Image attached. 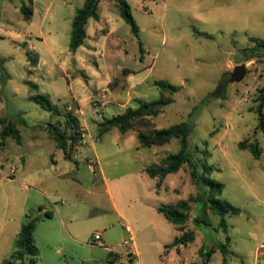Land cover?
Here are the masks:
<instances>
[{"label":"rangeland","instance_id":"374dc122","mask_svg":"<svg viewBox=\"0 0 264 264\" xmlns=\"http://www.w3.org/2000/svg\"><path fill=\"white\" fill-rule=\"evenodd\" d=\"M125 1L139 26V38L121 17L118 0H102L100 19L89 21L86 42L74 53L72 22L84 0H0V58L5 60L0 118L14 121L22 136L21 144L13 138L3 140L0 127V264L14 252L28 214L39 218L36 264H104L111 253L116 255L115 264H136L131 248L124 245L129 238L127 226L140 251V264H203L205 258L198 249L202 236L207 245L225 244L227 237L232 240L229 252L219 251L213 264H225V260L258 264V259L264 264V152L256 159L239 148L240 142L250 141L258 142L264 151L256 112L258 90L264 86V49L255 47L256 40L264 41V0ZM25 5L33 9L31 20L21 11ZM30 56L38 57L37 66L31 65ZM240 65L247 67L246 77L232 82L231 74ZM144 77L148 80L140 90ZM158 80L179 90L154 124L168 128L191 123L192 154L213 168L214 181L224 184L221 199L242 209L240 215L226 216L227 233L216 214H210L211 226L196 223L204 190L193 183L187 165L168 176L157 187L163 193L150 199L145 196L156 182L149 179V187L144 180L132 179L130 171L179 151L177 139L152 148L158 152L157 160L155 155L143 158L142 152L135 151L139 141L133 131L121 134L112 129L99 135L104 118L125 111L120 104L131 101L135 108L138 99H159ZM32 84L79 120L86 138L81 135L74 161L63 159L48 132L51 124L63 126L65 118L33 101ZM103 89L107 99L95 102ZM52 159L59 160L62 171L78 166L80 182L46 180ZM95 160L99 166L93 174L87 164ZM131 184L137 191L133 197L125 191ZM106 188L116 191L111 193L125 215L123 220L113 214ZM191 198L186 224L200 239L181 252L174 250L172 225L166 233L142 228L138 216L149 212L139 214L142 204L173 205ZM41 206L54 217L45 218ZM58 210L75 236L63 226ZM154 214L165 220L162 214ZM97 233L102 239L93 243ZM150 239L155 245L149 244ZM126 252L128 258L120 260Z\"/></svg>","mask_w":264,"mask_h":264},{"label":"trees","instance_id":"16d2710c","mask_svg":"<svg viewBox=\"0 0 264 264\" xmlns=\"http://www.w3.org/2000/svg\"><path fill=\"white\" fill-rule=\"evenodd\" d=\"M101 1L84 0L83 7L76 10L70 38V49L72 52L75 53L85 44L87 39L86 27L89 20L100 19L99 6ZM118 6L121 17L131 26L132 33L139 38V26L132 14L131 6L125 0H118ZM21 11L26 20L32 19L33 9L30 6H23ZM139 44L140 50L143 52L142 42L140 41ZM255 47L264 49V41L256 40ZM30 62L32 66H37L39 59L37 56H30ZM4 64L5 60L0 58V76ZM155 86L160 91L159 99L149 102L139 101L138 106L135 108L129 107L123 113L111 118H104L99 125V135L102 136L112 129H117L121 134L133 131L137 135L141 148L163 146L177 139L180 145L179 151L170 153L159 163L149 166L147 168L148 175L152 179H159L157 185L159 188L167 176L179 173L187 165L193 183L204 190L199 198L204 204L195 218L196 223L211 226L210 214H216L221 217L220 228L227 233L228 225L226 216L240 215L242 209L221 199L224 192V184L214 181L211 178L213 168L197 160L192 154L190 150V136L193 132V125L191 123L183 122L168 128L156 127L153 120L164 113L166 107L171 104L172 98L179 90V87L165 80L156 81ZM32 90L35 92L32 96L33 101L39 104L42 109L53 115L63 116L65 118L63 126L51 124L48 132L58 149L63 151L65 159L72 161L73 152L76 151L78 146L77 143L81 141L82 133L79 120L71 112H65L62 108L55 105L48 96L39 93L38 85L32 84ZM257 101L259 103L256 110L258 113L257 130L264 136V86L258 90ZM0 127H2L1 137L3 140L13 138L17 143L21 144V132L14 121L4 117L0 118ZM239 148L250 151L256 159H259L264 152L258 142L242 141L239 143ZM191 202H193L192 198L189 200H180L175 205H162L158 209L171 224L177 226L178 230L182 232V235L175 239V246H188L196 240L195 232L186 229V223L191 216ZM45 217L51 218L52 214L46 212ZM26 218V223L22 225L18 233L14 252L2 264L37 263L40 250L36 244L35 232L39 218H34L30 214ZM230 242L231 238L227 237L225 244H216L207 253L203 254L202 252L205 263L209 261L212 254L217 250L228 253L229 250L227 248L230 246ZM116 262V255L111 253L110 258L104 264H115Z\"/></svg>","mask_w":264,"mask_h":264},{"label":"crops","instance_id":"0c3cea01","mask_svg":"<svg viewBox=\"0 0 264 264\" xmlns=\"http://www.w3.org/2000/svg\"><path fill=\"white\" fill-rule=\"evenodd\" d=\"M101 3H102V1H101ZM100 3V4H101ZM100 7V6H99ZM100 16V15H99ZM90 21V20H89ZM89 23V22H88ZM147 77H144V78H142L141 79V81H140V85H138V87L140 88V90L142 89H144L145 87L143 86L146 82H147ZM129 97H131V93L129 94ZM138 100H140V101H143V100H141V99H138ZM131 102V101H130ZM129 101H127L125 104H118L123 110H126L127 108H129V107H132V106H130L131 104H129L130 103ZM129 104V105H128ZM132 108H134V107H132ZM124 112V111H123ZM122 112V113H123ZM101 123V122H100ZM99 123V124H100ZM55 147H57V145H56V143H55ZM58 148V147H57ZM153 148V147H152ZM152 148H141V146H140V143H139V145H137L136 146V148H135V151L136 152H142V157L143 158H150V155H155L156 157H157V160H158V152L157 151H155V150H152ZM62 153H63V151H62ZM63 155V159H65V156H64V153L62 154ZM75 155V154H74ZM74 155H73V159H72V161H74ZM168 155V154H167ZM167 155H165V156H167ZM162 159V158H161ZM161 159H159L158 161H155L156 163H159L160 162V160ZM66 160V159H65ZM52 163H53V166L51 167V170H50V173L48 174L49 176H47V178H46V180H52V181H55V182H58L59 180H63V179H66V178H71V179H73V180H75V181H79L80 182V177H79V174H78V171H79V167L77 166V170H70V169H68V170H64V171H62L63 170V168L60 166V163H59V160H56V159H52V161H51ZM156 163H154V164H156ZM78 165V164H77ZM149 166H151L150 164H145L144 166H142L139 170H137V169H135L134 171H130L131 173H130V175H131V177H132V179L133 180H138L139 182H142L143 180L146 182V183H148V185H149V187H151V184H150V180L149 179H151V181H155L156 182V186H155V188H153V189H150V191L147 193V195L145 196V199H150V195H152V194H154L155 196H159V195H161L163 192H161L162 190H160V189H158L157 188V185H158V183H159V179L158 178H156V179H152L149 175H148V173H147V168L149 167ZM87 169L89 170V168H88V166H87ZM90 171V170H89ZM22 174H24V172L22 173ZM174 175V174H173ZM170 176V175H169ZM168 177V176H167ZM166 177V178H167ZM34 178H36L37 179V177H34ZM165 178V179H166ZM165 179H164V181H165ZM108 180V179H107ZM164 181L162 182V184L164 183ZM37 183H39V182H37ZM96 183V182H95ZM98 183V182H97ZM96 183V185H98ZM26 186V188L27 189H30V187H28L27 185H25ZM170 187V186H169ZM125 191L126 192H130L131 194H132V197H133V194L135 193V192H137L136 190H135V188L133 187V185L131 184L129 187L127 186L126 188H125ZM91 192H93L92 190H91ZM104 192H108V195H109V202H110V205H111V210H112V212H113V214L115 215V216H117L120 220H123L124 218H125V215H124V213H123V211H122V209L120 208V205H119V202H118V200H117V198L116 197H114V195L111 193V192H116V191H112L110 188H106V190H104ZM44 193H47V191H44ZM174 193H176V192H174ZM179 193V192H178ZM180 200H183V199H180ZM180 200H178V201H180ZM177 201V202H178ZM176 202V203H177ZM175 203V204H176ZM175 204H173V205H175ZM160 206H162L161 204L159 205V204H153V205H148L147 204V206H146V204H142V209L141 208H139V210H140V212H139V214L140 213H145L146 214V211H145V209H147L149 212L146 214V215H142V214H140V216H138V218H139V220H140V222H141V226H142V228L144 229V230H146V229H149V228H152L155 232H158V230L159 231H161V232H163V233H166L167 231H170V226L169 225H172L173 227H174V237L175 238H177V237H180L181 235H182V232H180L179 230H178V227L177 226H175V225H173V224H171L167 219H166V217L161 213V212H159V207ZM40 208H42L40 211L42 212V213H46V212H50L51 214H52V217L51 218H47V219H52L53 217H54V214L51 212V211H49V210H47L46 208H44V207H40ZM58 212H59V214H60V216H61V222H62V224H63V226L64 227H66L67 228V230L70 232V234L72 235V236H75L74 234H75V232H74V230H73V228H72V226H68V224L66 223V219H65V217L61 214V212H60V210H58ZM154 212L155 213H159L158 215H160V214H162L163 215V217H165L164 219L165 220H163L162 218H160L159 216H157V215H155L154 214ZM33 217V216H32ZM46 218V217H45ZM138 220V219H137ZM138 222V221H137ZM22 227V226H21ZM37 229V228H36ZM72 229V230H71ZM186 229H188V226H187V224H186ZM196 234V233H195ZM200 239V237H199V235L198 234H196V240L194 241V242H196V241H198ZM232 241V240H231ZM149 244L150 245H155V242L153 241V239H150L149 241ZM193 242V243H194ZM201 244L199 245V247H198V249H199V254H200V256L201 257H203V255H202V252H203V254H205V253H207L208 251H209V248L211 249L212 247H214V245H216V244H211V245H207L206 244V242H205V238L202 236L201 237V242H200ZM187 246H184V245H178V246H175L174 247V250H177L178 252H181L182 251V249H184V248H186ZM230 247H231V242H230V246L227 248L228 250L230 249ZM261 248H264V244L263 245H261ZM108 250H110V249H108ZM219 252V250H217L216 252H214L213 254H212V256L210 257V259H209V261L206 263V264H213V257L217 254ZM233 253V252H232ZM127 252H126V254L124 255V256H119L120 258V260L122 259H127L128 258V256H127ZM135 254H136V261L139 263V256H140V251L137 249V247H136V251H135ZM204 258V257H203ZM259 258H261V257H259ZM257 259V258H256ZM264 259V258H263ZM259 261L257 262L258 264H261V262L260 261H262V259H258ZM263 262V261H262ZM140 264V263H139ZM203 264H205V261H204V263ZM225 264H228L227 263V261L225 262Z\"/></svg>","mask_w":264,"mask_h":264},{"label":"built area","instance_id":"2783aa9c","mask_svg":"<svg viewBox=\"0 0 264 264\" xmlns=\"http://www.w3.org/2000/svg\"><path fill=\"white\" fill-rule=\"evenodd\" d=\"M107 89H103L98 96L96 97L95 102H103L105 101V99H107ZM72 106H69V111H72ZM83 138H86V134L84 133L82 135ZM89 170L93 173L96 174L97 172V167L99 166V162L97 160L95 161H89L87 164ZM9 178V177H8ZM126 231L129 234V238L127 240L124 241V245L128 246L131 248V252L133 253L134 256H136L135 251H136V245H135V241H134V237H133V231L131 230V228L129 226L125 227ZM101 235L99 233L95 234L94 239L92 240L93 243H100L101 240ZM136 264H139L138 262H136Z\"/></svg>","mask_w":264,"mask_h":264},{"label":"water","instance_id":"95a60500","mask_svg":"<svg viewBox=\"0 0 264 264\" xmlns=\"http://www.w3.org/2000/svg\"><path fill=\"white\" fill-rule=\"evenodd\" d=\"M247 74V67L245 65L236 66L231 74L232 82H241L244 80Z\"/></svg>","mask_w":264,"mask_h":264}]
</instances>
